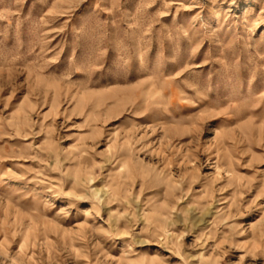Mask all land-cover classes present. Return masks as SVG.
Here are the masks:
<instances>
[{"label":"rangeland","instance_id":"374dc122","mask_svg":"<svg viewBox=\"0 0 264 264\" xmlns=\"http://www.w3.org/2000/svg\"><path fill=\"white\" fill-rule=\"evenodd\" d=\"M0 264H264V0H0Z\"/></svg>","mask_w":264,"mask_h":264}]
</instances>
